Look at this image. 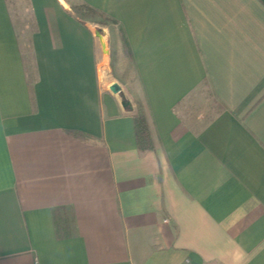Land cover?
I'll return each mask as SVG.
<instances>
[{"label": "crops", "instance_id": "0c3cea01", "mask_svg": "<svg viewBox=\"0 0 264 264\" xmlns=\"http://www.w3.org/2000/svg\"><path fill=\"white\" fill-rule=\"evenodd\" d=\"M0 264H264V0H0Z\"/></svg>", "mask_w": 264, "mask_h": 264}, {"label": "trees", "instance_id": "16d2710c", "mask_svg": "<svg viewBox=\"0 0 264 264\" xmlns=\"http://www.w3.org/2000/svg\"><path fill=\"white\" fill-rule=\"evenodd\" d=\"M73 11L75 14H77L79 17H84L85 13H88L92 16L100 17L102 20H104L102 23H99L100 25L107 26V25H117V22L111 18H109L104 13L93 9L87 5H83L80 7H73ZM134 124H135V132H136V141L137 145L140 151H152L154 150V142L149 130L148 122L145 117V114L143 112V109L141 106L138 107V110L136 113H134ZM70 135L84 140L88 137L85 136L82 133L77 132H69Z\"/></svg>", "mask_w": 264, "mask_h": 264}, {"label": "rangeland", "instance_id": "374dc122", "mask_svg": "<svg viewBox=\"0 0 264 264\" xmlns=\"http://www.w3.org/2000/svg\"><path fill=\"white\" fill-rule=\"evenodd\" d=\"M85 16L84 17H82L83 19H88V21H90L91 23H97V24H99V23H102L104 20H102L100 17H97V16H92V15H90V14H88V13H85L84 14ZM100 25V24H99ZM102 26V25H101ZM101 26H98L97 28H96V33L98 34H101V36H102V45L104 46L105 45V43H106V39L107 38H109V36H108V34H107V30H106V28H104V27H101ZM108 27H110V28H113V25L112 24H110V25H107ZM102 74H103V72H102ZM137 110H138V107H137Z\"/></svg>", "mask_w": 264, "mask_h": 264}, {"label": "water", "instance_id": "95a60500", "mask_svg": "<svg viewBox=\"0 0 264 264\" xmlns=\"http://www.w3.org/2000/svg\"><path fill=\"white\" fill-rule=\"evenodd\" d=\"M101 40H102V36H101ZM110 91L113 93V94H116V95H119L121 96V99H122V106L125 108V109H132L131 107V104L130 102L122 95L121 93V88L118 84H113L111 85L110 87Z\"/></svg>", "mask_w": 264, "mask_h": 264}, {"label": "bare ground", "instance_id": "6f19581e", "mask_svg": "<svg viewBox=\"0 0 264 264\" xmlns=\"http://www.w3.org/2000/svg\"><path fill=\"white\" fill-rule=\"evenodd\" d=\"M97 38L101 39V34L98 33L97 34Z\"/></svg>", "mask_w": 264, "mask_h": 264}]
</instances>
